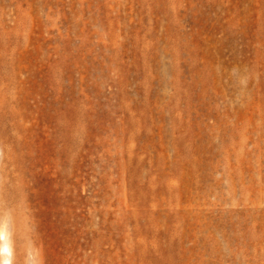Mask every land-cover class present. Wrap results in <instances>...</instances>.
I'll use <instances>...</instances> for the list:
<instances>
[{
  "label": "rangeland",
  "instance_id": "obj_1",
  "mask_svg": "<svg viewBox=\"0 0 264 264\" xmlns=\"http://www.w3.org/2000/svg\"><path fill=\"white\" fill-rule=\"evenodd\" d=\"M0 264H264V0H0Z\"/></svg>",
  "mask_w": 264,
  "mask_h": 264
},
{
  "label": "bare ground",
  "instance_id": "obj_2",
  "mask_svg": "<svg viewBox=\"0 0 264 264\" xmlns=\"http://www.w3.org/2000/svg\"><path fill=\"white\" fill-rule=\"evenodd\" d=\"M5 248L8 250V252L10 251V247L6 244Z\"/></svg>",
  "mask_w": 264,
  "mask_h": 264
}]
</instances>
